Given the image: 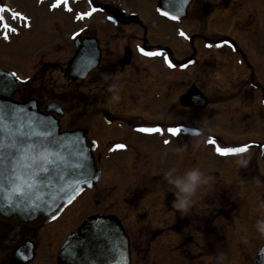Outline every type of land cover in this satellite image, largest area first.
Wrapping results in <instances>:
<instances>
[{"label": "flooded vegetation", "instance_id": "flooded-vegetation-1", "mask_svg": "<svg viewBox=\"0 0 264 264\" xmlns=\"http://www.w3.org/2000/svg\"><path fill=\"white\" fill-rule=\"evenodd\" d=\"M10 1L3 0V3L19 12L24 11L17 9ZM31 1L40 11L47 10L48 0H23V3L29 6ZM78 1L81 2V0ZM115 2L108 1V3L98 4L95 0H92L91 3L88 2L89 10L93 7L98 10L89 16V25L92 27L87 30L85 35L98 38L102 49L101 64L92 73L98 75L96 79L103 80V92L107 90L105 99H112V94L109 95L108 92H113L117 81L116 77L119 74L130 72L137 76L140 73L141 65H138L137 61L139 63L142 59L150 63L161 61L164 64V69L165 67L169 69L166 56L167 59H171L174 68L178 69L175 74H182L184 81L187 76L191 77V75L202 80L208 77L225 78L229 82L233 79L238 80L236 86H238L239 94H251L257 98L255 102L257 106L264 104V0H192L187 8L185 18L177 21H169L158 13L156 7L158 0H134L135 3L130 8L115 4ZM138 2L141 4L139 9ZM61 8L57 6L52 7L51 10H55L54 13L59 11L63 13ZM131 8L137 11L130 10ZM5 16L10 25H14L17 20L21 19H13L10 22L11 15L5 13ZM109 16L114 19L109 20ZM97 19L103 23L100 25L101 28L106 27L105 30L95 26ZM159 19L161 23H159ZM160 25H163L165 29L160 30ZM169 30L174 32L176 38L174 37L171 41L167 40L169 42L167 43L164 41L169 35ZM181 30L187 35H180ZM4 31V29L0 30V37L2 36L3 41L5 40ZM113 35L124 38L123 41H127V43L116 49L113 59L104 62L103 58L107 54L104 44ZM182 38L186 42L183 60V65H187L186 67L179 66L181 62L176 58L177 49L175 50L173 44ZM141 47L145 49V52H162L165 55L148 56L139 51ZM0 69L12 71L2 67ZM257 72L260 75L256 78L255 73ZM190 77L188 78L190 79ZM138 78L134 80L135 83H138ZM163 79L166 85H172L167 77ZM99 80L94 82V89L99 87ZM180 89L176 96L169 91L164 96L165 102L168 101L165 105L173 110H183L188 115L185 119L178 121H168L163 118L161 120L152 119L150 122L143 121L146 119L117 118L110 108L102 109L98 115L103 116L102 113L106 110L114 116L111 121L102 118L103 126L98 125L101 129L97 131V134L104 133V143L101 139L93 136L91 128L88 129L89 137L97 142L94 154L101 172L97 186L83 191L70 205L63 208L56 219L45 225L27 227L0 222V264H57L58 254L67 237L77 227L79 228L88 217L94 215H114L119 219L130 239L131 264H134V255H137V251L143 250L139 246V241L141 242L144 238L143 234H145L135 219L143 221V223H145V219L152 221V218L161 213L162 209L169 220L174 221L173 225L168 228V232L180 234L181 226L185 225L189 216H183L181 213L186 210L174 207L173 202L178 199V188L175 184L170 183L169 179L184 177L188 171L198 169L201 177L197 189L202 188L200 186L204 185L203 181L207 185L209 184L206 182L207 173L200 170L201 166H198L206 164L205 156H200V162H195L196 167L193 168L194 162H192L190 151L192 132L187 128L191 127L189 123L190 111L196 108L184 106L182 103L184 95L190 91L198 89L204 92V90L197 83L191 82ZM123 91L128 92L129 96L133 98L131 101L127 99V102H123V106L136 105V103L140 105L142 98L149 103L148 97L143 95L141 97L134 91V87L126 90L120 87L119 92L123 93ZM24 92L29 94L27 91H23L18 100L27 101L30 98ZM103 92L101 94H104ZM37 98L41 109L44 110L47 103L43 98L39 96ZM122 98H125V95L120 98L125 101ZM133 101L134 103H132ZM95 103L96 105L100 104L99 102ZM107 104L104 102V106L108 107ZM176 126L182 127L185 131L175 135L167 131L169 127ZM141 128H160L162 131L147 133L140 131ZM69 129L66 126L63 127V130ZM198 135V138L202 137L205 141L215 138L219 144L226 141L224 137L221 139L219 135L210 134V132ZM166 140L169 142L165 143ZM118 144H122L124 147L117 148ZM160 152L165 154L172 152L171 157L167 160V168L160 166ZM251 154V157L248 158H254L257 161L264 160V156L254 157V153L251 152ZM259 154L264 155V151ZM232 158L239 157L236 154ZM253 167L258 169L257 166ZM243 170L247 171L248 168ZM168 172L171 173V176L166 178L165 173ZM258 178L264 181V176L259 171ZM243 184L246 185L245 187H249L246 189L249 192L254 191L250 188L249 182H243ZM207 185H204L205 188ZM183 195L180 193V196ZM228 203L233 213L239 209L231 200H226V205L223 206L217 204L216 201V210L208 214V217L206 214L202 216L204 227L201 231L198 229L197 232L205 234L204 239L209 236L215 238L216 234H219L214 225L217 220H229L230 210L225 209L228 208ZM139 206L143 207V211L140 213ZM131 208H133V212ZM162 231L164 229L153 232V236L149 238L151 245L154 243L155 234ZM200 248L205 252L209 251L208 245ZM25 256L27 259H24Z\"/></svg>", "mask_w": 264, "mask_h": 264}, {"label": "rangeland", "instance_id": "rangeland-1", "mask_svg": "<svg viewBox=\"0 0 264 264\" xmlns=\"http://www.w3.org/2000/svg\"><path fill=\"white\" fill-rule=\"evenodd\" d=\"M51 1L53 2L48 0L46 6L50 5ZM95 1L97 4L116 1L115 4L129 8L135 3L134 0ZM10 3L17 9L24 10L21 13L29 18L17 20L12 25L17 31L9 32L8 38L4 37V41L1 39L2 36L0 37V67L13 70L21 77V86L15 96L16 99L23 91L28 90L32 91L33 96L43 98L45 103L54 100L65 109L66 115L62 120L64 126L91 128L93 136L104 143V133L97 134L101 129L98 125L103 126L102 116L98 115L102 109L110 108L117 118L146 119L143 121L150 122L152 119L163 118L168 121H178L188 115L183 110H173L165 105L168 101L165 102L164 96L168 91L176 96L182 86L189 82L197 83L204 90L211 105L205 109H191L190 125L201 127L207 133L219 135L221 139L224 137L226 141L219 144L221 146L251 145L247 152H238L239 158L234 159L232 157L236 154L222 156L215 151V146L209 141H205L202 137L198 138L199 135L191 134L190 151L194 162L193 168L196 167L195 162H200V156L204 155L206 164L198 166L207 173L206 182L209 184L203 181L202 184L207 187L202 185L201 189L196 188L186 212H181L183 216L189 217L185 225L181 226L180 234L168 232L174 221L169 220L162 209L152 221L145 219L143 223L135 219L145 232L144 238L139 241V246L145 252L137 251V255H134V264H253L257 252L264 246V233L259 232L256 227L258 221L264 220V181L258 178V171L264 176V160L257 161L248 157H251V152L254 153V157L264 156L259 154L264 151V104L257 106L255 103L257 98L251 94H239L236 86L238 80L233 79L229 82L225 78L213 77L202 80L195 75L191 77L186 75L185 81L189 80V82L185 83L182 74H175V69L168 70L167 67L164 69L161 61L150 63L144 59L140 61L141 63L137 61L138 65H141L137 76L126 72L116 77L113 92H108L109 95L112 94V99L107 100L105 99L107 90L103 92V80L96 79L98 78L96 73H92L85 81L73 84L63 77L64 70L74 55L73 41L76 35H84L92 27L88 18L77 19L80 12H87L88 0H81L75 4L68 0L72 10L64 13L60 11L52 13L48 7L47 10L40 11L32 1L29 6L24 4L23 0H11ZM137 5L139 9L141 4L138 2ZM130 10L137 11L132 8ZM9 19L11 22L14 18L11 16ZM158 21L161 23L160 19ZM96 22L95 26L105 30L106 27H100L103 25L102 22L98 19ZM159 28L165 29L163 25ZM0 30H3L2 26ZM169 31L164 42L171 41L175 37L174 32ZM123 39L117 35L108 38L104 44L107 50L103 58L104 62L113 59L116 49L127 43ZM185 43L184 38L173 43L175 50L177 49L176 58L181 62L180 67L184 63ZM259 75L258 72L255 73L256 78ZM137 77H139L138 83H135ZM164 77L168 78L171 86L166 85ZM96 80H99L100 85L94 89L93 84ZM120 87L124 90L134 87V91L141 97L142 95L148 97L149 103L142 98L140 105L136 103V105L123 106V102H127V99L131 101L133 98L126 91L119 92ZM122 95H125V98H122L125 101L120 100ZM117 96L119 99H116ZM95 102L100 104L96 105ZM104 102L108 103V107L104 106ZM245 103L247 105H244ZM171 155L172 152L159 153L161 167H168L167 160ZM253 166H257L258 169ZM247 168V171L243 170ZM243 182H249L250 188L254 191L251 193L246 190L249 187H245ZM226 200L233 201L239 209L233 213L228 203V208L225 209L230 210L229 220H217L214 225L219 234H216L215 238L209 236L204 239L205 234L197 232L204 227L202 216L206 214L208 217V214L216 210V201L223 206L226 205ZM205 207L206 209H203ZM139 208L140 213L143 207L139 206ZM131 210L133 212V208ZM133 229L136 231L135 227ZM158 229L164 231L155 234L154 243L151 245L149 238L153 236L155 230L158 232ZM208 240L210 243L213 242L211 246ZM204 245H208V252L201 250L200 247Z\"/></svg>", "mask_w": 264, "mask_h": 264}, {"label": "snow or ice", "instance_id": "snow-or-ice-1", "mask_svg": "<svg viewBox=\"0 0 264 264\" xmlns=\"http://www.w3.org/2000/svg\"><path fill=\"white\" fill-rule=\"evenodd\" d=\"M91 2L92 0H89V3ZM185 2L187 0H177V12L181 10L179 5ZM61 3L68 7L69 11L72 10L68 0H57L52 7H57ZM97 10L93 7L87 12H80L77 19L89 17ZM5 13L10 14L14 19L28 20L29 18L0 0V24L5 30L3 35L7 39L9 32H16L17 29L7 23ZM163 15L173 20L179 19L175 12L163 11ZM108 19L113 20L114 17L109 16ZM180 35L186 36L187 34L181 30ZM139 51L148 56L165 55L162 52H145L142 47ZM165 58L169 66L174 67L171 59H167L166 56ZM95 63L94 53L90 49H85L77 71H82L84 67H92ZM6 75H10L12 81H0V188L8 185L18 195L15 199L7 198L5 203H0V211H21L30 216L37 211L44 210L50 213L52 219H56L63 204L71 203L76 193L82 192L84 186L92 182L93 173L88 164L90 154L87 151V145L84 144V138L76 133L60 135L56 131L57 123L51 117L41 116L38 113L33 114L19 103L8 102L4 94L13 89L21 81V77L15 72ZM140 131L151 133L160 132L162 129L141 128ZM167 131L175 135L185 129L176 126L169 127ZM168 142L165 141V143ZM209 142L222 156L247 152L251 147L249 144L221 146L217 144L215 138ZM116 147L123 148L124 145L118 144ZM54 182L64 184L63 194L58 198L61 201L59 204H56L55 200L47 206L36 201L27 203L22 201L21 197L26 189L51 186ZM53 205H55L54 211ZM93 241H96L95 245ZM106 245L109 247L106 248ZM93 246L96 249L95 257L92 254ZM121 247L115 226L103 217H95L90 227L86 229L85 236L76 240L75 244L69 243L65 251L77 264H115L114 261L105 258L106 253L108 251L119 252ZM24 259L27 257L25 256ZM260 264H264V253L261 254Z\"/></svg>", "mask_w": 264, "mask_h": 264}, {"label": "water", "instance_id": "water-1", "mask_svg": "<svg viewBox=\"0 0 264 264\" xmlns=\"http://www.w3.org/2000/svg\"><path fill=\"white\" fill-rule=\"evenodd\" d=\"M158 10L161 14H163V11H169V12H175L178 16L179 19L183 18L186 14V9L191 2V0H187L185 3H181L179 5L180 11H176V3L177 0H158ZM75 45L79 48L74 57L71 59L69 62L65 72L64 76L69 82H76L77 80H85L89 75V73L93 70H95L100 61H101V49L99 46V42L97 41L96 38H90L85 37L83 39V42L81 43L79 40L75 42ZM85 49H90L96 59V63L92 67H84L82 71H77V67L79 65L81 55ZM10 73V72H9ZM8 72L0 70V81H12V77ZM20 82L14 86L13 89L8 91L7 93L4 94V98L8 102L12 103H19L23 107L27 108L29 112L33 114H40L41 116H48L51 117L56 123H57V128L56 131L60 135L68 134L71 135L72 133H76L79 136L84 138V144L87 145V151L90 154L89 159H88V164L89 167L91 168V171L93 173V178L91 184L84 186V189L86 188H92L95 185H97V182L100 178V172L97 169V163L96 159L94 157L93 151L96 148V143L91 141L87 134V130L77 128L72 131H62L61 130V125H60V120L59 118H56L57 116H64V111L62 107L57 104V103H51L46 107L45 112H42L39 108V104L37 100H29L28 102H17L15 100H12V97L16 93L17 89L19 88ZM182 103L184 106H191V107H205L208 104V99L204 96V94L200 91H193L191 93H188L187 95L184 96L182 99ZM55 114V115H54ZM25 119H27L26 114H24ZM104 118L107 119V121L113 120V117L109 114V112L105 111L104 112ZM193 131H201L199 129H192ZM63 188L64 184L63 182H54L51 184V186L45 185L43 187H36V188H28L26 189L25 193L21 197L22 201L27 203L31 201H36L43 203L45 206L47 204H51L52 201H56V204H59L61 201L58 199L62 194H63ZM81 192H77L75 195V198L80 194ZM18 193L14 192L8 185H4L2 188H0V203H5L7 198H12L15 199L17 197ZM74 198V199H75ZM73 199V200H74ZM72 200V201H73ZM67 204L69 203H64L63 207L60 208V211L62 208H64ZM55 210V205H53V211ZM59 211V212H60ZM95 217H103L106 220H108L112 225L115 226V228L118 231V236H119V243L122 245L121 249L119 252L117 251H108L106 253V259L109 261H114L115 264H130V249H129V238L125 233V230L121 226V223L119 220L112 215L105 216V215H97L93 217H88V219L77 229L75 232H73L70 236L69 239L65 242L64 246L62 247L59 256H58V264H77V262L73 261L68 253L65 251L66 247L68 246L69 243L75 244L76 240L81 239L85 236L86 234V229L90 227V225L93 222V218ZM51 215L48 211L40 210L37 211L34 215H27L24 212L21 211H12V212H3L0 211V222H5L8 224H15V225H26L28 227H33V226H40L43 225L44 223L48 222L51 220ZM96 241H93V245H95ZM109 247L106 245V248ZM96 249L93 246L92 249V254L93 257H95ZM264 253V247L262 250H260L256 256L255 264H260V259H261V254ZM101 258V259H105Z\"/></svg>", "mask_w": 264, "mask_h": 264}, {"label": "clouds", "instance_id": "clouds-1", "mask_svg": "<svg viewBox=\"0 0 264 264\" xmlns=\"http://www.w3.org/2000/svg\"><path fill=\"white\" fill-rule=\"evenodd\" d=\"M116 99H119L117 96ZM171 173H165V177L169 178ZM201 173L198 169L188 171L184 177H177L172 180L169 179L170 183H173L178 188L177 196L178 199L174 201V207L180 210H187L191 203V196L195 193L198 183L200 182ZM183 193V196H180ZM259 232L264 233V220H260L256 225Z\"/></svg>", "mask_w": 264, "mask_h": 264}, {"label": "trees", "instance_id": "trees-1", "mask_svg": "<svg viewBox=\"0 0 264 264\" xmlns=\"http://www.w3.org/2000/svg\"><path fill=\"white\" fill-rule=\"evenodd\" d=\"M27 92H28L30 95H32V91H28V90H27ZM25 93H26V92H24V94H25ZM29 94L26 93V95H29Z\"/></svg>", "mask_w": 264, "mask_h": 264}]
</instances>
